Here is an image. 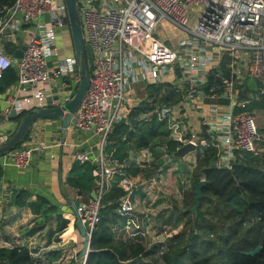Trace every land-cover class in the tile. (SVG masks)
Wrapping results in <instances>:
<instances>
[{
    "label": "built area",
    "instance_id": "obj_1",
    "mask_svg": "<svg viewBox=\"0 0 264 264\" xmlns=\"http://www.w3.org/2000/svg\"><path fill=\"white\" fill-rule=\"evenodd\" d=\"M76 5L91 56L90 81L69 128L92 132L100 145L97 154H75L79 164L95 166V198L78 208L88 233L98 223L100 202L114 174L122 176L120 186L126 191L119 212H132L138 183L116 169L104 146L114 126L127 119L129 107L147 98L146 93L143 98L134 95L137 83H168L178 94L176 103L156 102L149 113L166 122L177 149L190 144L194 154L214 148L218 168H229L242 153L264 160V134L253 112L246 110L253 93L240 96L250 79L255 81L251 92L264 94V0H76ZM163 21L175 26L178 36L159 38L155 32ZM64 27L69 28L64 0H14L0 8V79L13 64L17 68L16 89L6 95L0 126L10 121L12 110L23 115L48 107L54 78L63 81L55 86L59 101L53 105L74 97L80 64L75 55L59 58L56 30ZM19 36L25 49L17 62L5 45L17 50ZM46 148L21 143L0 156V166L26 170ZM137 153L143 167L153 161L148 148ZM152 192L145 191V197ZM125 229L139 225L130 221Z\"/></svg>",
    "mask_w": 264,
    "mask_h": 264
},
{
    "label": "trees",
    "instance_id": "obj_2",
    "mask_svg": "<svg viewBox=\"0 0 264 264\" xmlns=\"http://www.w3.org/2000/svg\"><path fill=\"white\" fill-rule=\"evenodd\" d=\"M13 2L0 0V8L11 6ZM5 50L11 55L16 48L6 44ZM88 58L91 61L89 51ZM16 83L17 68L13 64L0 79V96ZM245 85L248 89L240 92L241 98L249 93L254 96L246 110L264 112V94L251 92L249 80ZM145 93L147 98L137 106L129 107L127 119L114 126L105 140L104 152L116 169L125 175H142L149 179L155 174H162L161 170L166 169L161 152L170 156L179 146L168 138L166 122L159 121L155 115H149L153 109L151 105L156 102L174 104L179 96L168 83L146 84ZM156 142L160 145L159 150H156ZM146 148L153 157L149 166L139 168L133 161L126 166L130 151L138 152ZM216 159L217 151L214 148H205L196 155V168L191 174V190L195 191L198 182L205 179L203 198L196 216L190 210L182 213L192 219L188 241L183 248L172 254L164 252L166 242L147 247L139 229H134L135 236H123L128 222L141 224L142 217L133 211L119 212L121 198L126 195V191L120 186L122 176L114 174L101 199L98 223L91 234L89 253L84 264H183L184 260L189 264H211L217 256L220 264H264V160L259 155L242 153L229 168H218L213 166ZM94 167L89 163L77 162L72 168L77 175L69 178L68 182L84 194L95 191ZM2 169L0 166V178ZM27 198V191L18 190L13 193L11 204L17 207L28 206L34 215L44 216L54 210L41 197L31 203L27 202ZM70 223L76 230L75 221L58 218L55 232L66 229ZM258 246L261 250L257 254L246 255ZM0 260L5 264H40L32 262L29 251L23 247L0 248Z\"/></svg>",
    "mask_w": 264,
    "mask_h": 264
},
{
    "label": "crops",
    "instance_id": "obj_3",
    "mask_svg": "<svg viewBox=\"0 0 264 264\" xmlns=\"http://www.w3.org/2000/svg\"><path fill=\"white\" fill-rule=\"evenodd\" d=\"M19 37L21 47L23 46L21 41L23 36ZM71 50V54L68 53L66 56H61V58L74 55L72 42ZM53 81L51 95L54 96L57 93L55 86H59L63 80L62 78H54ZM15 89L16 86L14 85L13 88L8 89L6 93L0 96V110L6 107V95L13 93ZM196 118L194 126L199 129V123ZM12 124V121H9L0 126V145L3 136L9 132ZM29 137L30 140L23 141V145L35 148L46 146L47 148L38 154L31 167L26 170H18L11 166H6L2 169L0 178V248H26L34 263L84 264V259H78L82 249V238L77 229L74 230L70 223L66 229L55 231L58 226V218L70 222L75 221L74 215L68 212V209L75 201H78L80 206H82L94 199L92 196L94 191L89 194L77 191L68 182V179L77 175L76 172L72 171V168L77 164L75 154L78 151L92 152L93 154L99 153V138L92 132H75L72 128L64 131L60 120L48 119L35 122ZM165 154L163 151L161 152L166 162L165 166H168L167 162H169L171 155L166 154L167 160ZM178 159L184 162L189 161V166L191 164L196 165V156L193 152L182 158L172 159L170 164ZM131 161L137 167H143L136 151H132ZM173 165L177 172V177L180 169L176 163H173ZM179 165L182 167V164ZM190 173L191 170L189 171ZM159 177L163 179L164 175L160 174ZM133 179L137 181L138 189L131 197V202L133 203L132 211L142 217L141 224L138 223L140 234L144 238V243L148 240L147 244H151L150 238L161 236L159 235L161 233L159 231L156 232V230L160 226V220L167 210V196L159 194V191L163 190V186L161 187L157 180H155L154 184L149 179L143 178L142 175L133 177ZM18 190L27 191L28 203L35 202L38 197H41L54 210L44 216L34 215L28 206L17 207L12 205V195ZM148 190L153 191L150 193L151 198L150 196L145 197V191ZM156 197L157 199H155ZM131 232L133 234L135 232L134 229L130 231L125 229L123 236H131ZM119 234L121 233L119 232ZM119 234H117L118 237ZM133 236L135 235L133 234ZM118 237L116 238L119 239ZM0 264H5V262L0 260Z\"/></svg>",
    "mask_w": 264,
    "mask_h": 264
},
{
    "label": "water",
    "instance_id": "obj_4",
    "mask_svg": "<svg viewBox=\"0 0 264 264\" xmlns=\"http://www.w3.org/2000/svg\"><path fill=\"white\" fill-rule=\"evenodd\" d=\"M65 6L68 14L69 28H70V37L74 50V55L79 59L80 64V81L76 90L74 97L65 104L53 105V101H59V96L55 94L52 98L47 100L49 105L46 108L26 113L23 115L16 114L14 110L10 112V121L12 125L9 129V132L3 136L0 145V156L4 155L8 151L13 150L18 145H20L25 140H30L29 133L31 132L35 122L40 120H60L61 126L64 131L69 128L70 121L73 115L76 113L82 99L84 98L90 81V63L88 58V51L85 45V41L82 34V28L80 23V18L77 10L76 0H64ZM25 49V46H21L14 53V59L19 62L22 57V53ZM207 86H205L206 88ZM194 151V146L187 144L180 147L175 152L171 154V157L168 161L172 159L182 158L190 152ZM132 151L129 152V157L126 163L128 166L131 162ZM214 166V165H213ZM206 182L205 179H201L198 184L195 186V196L194 204L190 209V212L196 216L197 209L200 206V200L203 198V188ZM80 194V192H79ZM93 198H95L94 193H92ZM80 204L78 201H75L68 212L74 215L75 225L77 231L82 238V249L78 255V259L86 258L89 253L90 239L91 234L88 233V230L85 228L84 224L81 222V219L78 214V208ZM261 250V247L258 246L253 251L247 252V256H254Z\"/></svg>",
    "mask_w": 264,
    "mask_h": 264
},
{
    "label": "rangeland",
    "instance_id": "obj_5",
    "mask_svg": "<svg viewBox=\"0 0 264 264\" xmlns=\"http://www.w3.org/2000/svg\"><path fill=\"white\" fill-rule=\"evenodd\" d=\"M190 24H193L191 21ZM69 28L64 27L56 30V36L58 41V51L59 56H66V54L70 53L71 50V38L69 35ZM156 35L166 40L168 38H175L179 34V30L168 23L167 21H163L161 24H159L158 28L156 29ZM168 45H170L168 43ZM72 53V52H71ZM70 53V54H71ZM255 81L250 79L249 85L254 86ZM145 83H137L132 86V88L135 90L134 95L136 97L143 98L145 95V91H141L140 88L145 86ZM254 116L256 117V125L259 128V132H264V112L260 110H252ZM264 134V133H261ZM157 144V142H156ZM160 145L157 144L156 150H159ZM196 156L197 153H194ZM168 160V157H165ZM166 160V161H167ZM189 161L184 162L181 161V159H178L174 162L170 161L167 162L168 166H166V169L161 170L162 174L164 175V178L159 177L160 175L155 174L153 177L157 180V183L162 187L163 190L159 191V194H164L166 197L167 202V210L164 216H162L160 220V226L158 224V229L161 234L160 237H153V239L150 238V243L147 244L148 240L146 241V246L150 247L153 244L157 243H165L166 248H164V252H169L172 254L176 250H180L183 248V246L188 241V231L191 225V218L189 216H183V212H188L192 206H193V192L191 190L192 188V177L191 174L193 173L196 166L192 165L189 166ZM173 163L177 164L178 169V176L177 172L175 171V167ZM182 164V167L179 165ZM194 164V162H193ZM191 170V173L189 174V171ZM159 171V170H158ZM158 175V176H156ZM165 176H167L165 178ZM203 179V178H202ZM157 196V195H156ZM157 199V197L155 198ZM231 219V218H230ZM230 221V220H229ZM156 236V235H154ZM175 238V239H174ZM169 246L170 249H169ZM169 249V250H168ZM167 250V251H166ZM183 264H189L188 261L184 260ZM211 264H220V259L217 256L214 258L211 262Z\"/></svg>",
    "mask_w": 264,
    "mask_h": 264
}]
</instances>
